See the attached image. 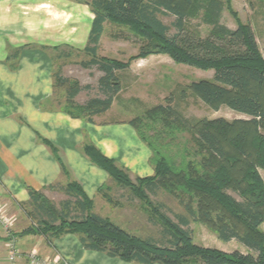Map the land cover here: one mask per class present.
Returning <instances> with one entry per match:
<instances>
[{"label": "trees", "instance_id": "obj_1", "mask_svg": "<svg viewBox=\"0 0 264 264\" xmlns=\"http://www.w3.org/2000/svg\"><path fill=\"white\" fill-rule=\"evenodd\" d=\"M78 1L89 5L93 13L83 48L89 59L80 64L86 69L95 67L101 73L97 80L100 96L83 105L76 103V96L90 87L55 72L54 86L66 90L62 110L71 117L92 121L94 115L110 108L122 89L120 73L127 71L130 62L97 53L104 24L115 22L132 28L143 41L130 61L162 54L177 64L212 70L210 80L190 84L192 93L212 110L224 105L246 118H189L169 104L147 109L128 122L149 147L154 169L150 176H137L136 183L124 167L93 144L83 146V153L95 166L147 203L150 219L161 228L158 241L133 235L91 212V199L75 181L62 187L69 199L60 207L41 191L27 186V204L39 219L20 235H43L50 242L65 234H76L87 250L137 264H264V181L259 173V169H264V56L251 27L237 21V27L231 29L221 23L225 2L229 0ZM160 16L173 17L171 25ZM196 18L211 27L207 37L189 27L190 20ZM171 29L175 32L170 33ZM22 49H15L8 59H17ZM158 123L163 133L190 134L198 155L191 154L186 162L185 157L179 163L170 160L145 134V129ZM44 142L54 153L61 171L67 174L56 148ZM105 189L100 186L98 192L112 203ZM158 189L174 196L185 215L176 214L172 219L163 211L164 204L154 203L150 194ZM229 192L237 194L240 200ZM191 220L202 221L219 240H236L249 252L226 253L195 244L189 229Z\"/></svg>", "mask_w": 264, "mask_h": 264}, {"label": "crops", "instance_id": "obj_2", "mask_svg": "<svg viewBox=\"0 0 264 264\" xmlns=\"http://www.w3.org/2000/svg\"><path fill=\"white\" fill-rule=\"evenodd\" d=\"M85 7L69 0H0V203L14 220L25 213L27 186L51 199L58 187L75 181L91 200L100 197L98 188L110 184L111 178L83 153L87 143L133 176L154 173L151 151L128 123L131 119L114 117L118 115L115 100L121 91L110 108L94 115L92 121L71 117L54 101L51 59L56 51L50 47L87 41L93 13ZM20 47L18 58L9 60ZM44 140L56 148L67 174ZM22 230L15 231L18 233L13 238L25 252L35 248L44 253L41 256L58 255L67 264H137L87 250L73 234L37 248L42 237L20 235ZM6 237L0 227V264H10Z\"/></svg>", "mask_w": 264, "mask_h": 264}, {"label": "rangeland", "instance_id": "obj_3", "mask_svg": "<svg viewBox=\"0 0 264 264\" xmlns=\"http://www.w3.org/2000/svg\"><path fill=\"white\" fill-rule=\"evenodd\" d=\"M69 1L70 3L86 5V10L91 12L90 6L84 2L78 0ZM78 14L80 18L81 14ZM160 18L169 26L173 21V17L170 16H160ZM237 21L248 24L251 27L259 50L264 56V0H229L225 2L221 23L231 29H235ZM189 27L192 30L197 29L202 37H207L211 29L210 26L202 23L198 18L190 20ZM174 32V29H171L170 33ZM142 43L143 41L132 28L115 22L104 24V31L100 38L97 52L98 55L122 62H130L127 71L120 73L123 86L115 100L114 109L117 110L118 115L114 117L133 119L142 115L153 106L169 104L178 108L189 118H224L228 121L246 118V116L232 111L224 105H221L216 111L212 110L192 93L190 84L200 79L210 80L213 76L212 70H201L185 64H177L169 56L162 54L130 61V57L138 53ZM85 44L86 42L78 45H54L50 47L51 50L56 51L53 52L51 59L53 73L59 72L65 78L77 80L81 86L88 85L90 87L82 90L76 96V103L81 105L85 104L90 98L100 96L97 80L101 73L95 67L86 69L80 64V62L89 59V56L83 52ZM55 46L58 48H53ZM58 53H67L68 56L66 57L68 58L65 56L60 58L61 56L58 57ZM65 96L66 90L64 87H55V102L61 106L64 105L65 101L63 99ZM145 134L153 142L154 146L158 147L162 153L176 163H179L182 157H185L186 162L190 160L191 154H197L193 140L190 134L186 132L175 131L173 134H166L162 132L161 125L158 123L151 128L145 129ZM259 173L264 181V169H259ZM127 175L133 183H136L137 176H133L128 172ZM105 187L104 192L112 198V203L108 202L100 194L99 198L96 197L95 200H91L92 203L89 208L91 212L110 219L133 235L142 238H153L156 241L160 239L161 228L150 219V210L146 202L135 197L129 188L120 187L112 179L111 183L105 185ZM55 191L57 195H52L50 200L60 207L62 202L69 199V196L65 194L62 188L58 187ZM229 193L237 200H240L237 194ZM150 199L156 204H164L165 208L163 211L172 219H175L176 214L185 215V211L178 200L162 189L156 190L154 194L151 193ZM27 203L23 207L25 213L23 217H20L21 220L15 216L13 226L9 229L11 237L17 236L18 232L15 231L24 230L39 219V216L32 211L31 206ZM189 229L193 242L197 245L215 248L226 253L240 251L245 254L249 252L245 246L236 240L229 242L219 240L215 231L202 221L191 220ZM262 230L264 231V226H262ZM37 236L42 237L39 243L36 244L37 248L46 244L52 245L55 240L49 242L43 235ZM76 236L78 237V235ZM15 248L19 252L14 263L29 264V251L19 250L18 245H15ZM6 249V256L8 257L10 248ZM42 253L40 252L39 254L44 255ZM50 253H53V251H50Z\"/></svg>", "mask_w": 264, "mask_h": 264}, {"label": "built area", "instance_id": "obj_4", "mask_svg": "<svg viewBox=\"0 0 264 264\" xmlns=\"http://www.w3.org/2000/svg\"><path fill=\"white\" fill-rule=\"evenodd\" d=\"M14 218L7 213L6 209L0 203V227L4 229L7 235L9 255L7 260L10 264H13L18 257V250L15 248L14 238L10 236L9 229L13 226ZM29 255V264H67L63 259L56 255L53 258L41 257L37 249L30 251Z\"/></svg>", "mask_w": 264, "mask_h": 264}]
</instances>
